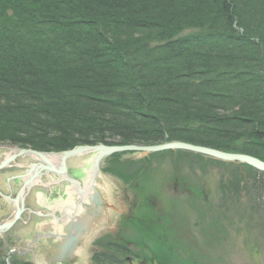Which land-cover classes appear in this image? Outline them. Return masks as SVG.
I'll return each mask as SVG.
<instances>
[{"label":"trees","instance_id":"16d2710c","mask_svg":"<svg viewBox=\"0 0 264 264\" xmlns=\"http://www.w3.org/2000/svg\"><path fill=\"white\" fill-rule=\"evenodd\" d=\"M172 141L264 162V0H0L1 144Z\"/></svg>","mask_w":264,"mask_h":264},{"label":"rangeland","instance_id":"374dc122","mask_svg":"<svg viewBox=\"0 0 264 264\" xmlns=\"http://www.w3.org/2000/svg\"><path fill=\"white\" fill-rule=\"evenodd\" d=\"M165 143L184 142L132 146L151 147ZM9 146L0 143L3 148L0 152ZM69 161L83 193L69 183L60 186L59 192L64 196L46 199L42 207L43 224H32L28 229L41 227L48 239L56 238L49 241L52 245L48 249L61 247L81 232L80 242L74 245L81 258L79 264H94L93 258L99 255L98 260L103 264H153L154 261L156 264H264V172L184 150L147 155L132 152L114 154L101 163L102 183L91 177L92 155ZM94 182L99 183L95 186ZM95 201L100 203L97 208L109 205L108 220L116 224V228L113 225L105 227L109 230L106 239L104 233L98 232L101 225L89 231H85L89 227L82 228L86 219L84 213L88 210L84 207ZM121 209L124 211H119ZM63 211H67V215ZM121 212L129 213L132 230ZM8 215H0V224ZM18 224L9 234L7 246L0 243L1 260L8 255L11 260L16 259L15 255L25 252L31 241V236L16 235L23 232ZM71 225L79 227L74 230L75 235L70 233ZM126 236L132 239V246H123L127 249L124 252L118 248L117 240L124 241ZM42 240L40 246L44 244ZM46 251L51 255L50 250L43 248L33 257L27 252L26 257H21L43 264Z\"/></svg>","mask_w":264,"mask_h":264},{"label":"water","instance_id":"95a60500","mask_svg":"<svg viewBox=\"0 0 264 264\" xmlns=\"http://www.w3.org/2000/svg\"><path fill=\"white\" fill-rule=\"evenodd\" d=\"M165 150H184L200 155H204L216 160L224 161V162H230V163H241L245 164L257 171L264 172V163L261 162L258 159H255L250 156H246L243 154H226L222 152H218L216 150L208 149V148H202V147H196L193 145H188L184 143H165L160 146H151V147H138V146H104L102 144L97 146H78L70 151H65L62 153H39L31 150H19L21 151L19 153V156L14 155L9 157L6 161H3L0 164V169L6 167L11 161L15 160L17 157H25L28 156L29 158H35L41 163H44L40 168H44L45 170H48L52 167V160L49 159L50 156L56 157L57 160L60 161L61 165L65 167V162L69 159L83 156V155H92L93 161H92V167H91V175L94 180H101L100 182L103 183V180L101 178V172H100V166L101 163L108 158L109 156H112L114 154L118 153H132V152H138L142 153L143 155H147L150 153L155 152H161ZM15 152H18V149L15 150ZM45 166V167H44ZM50 171V170H48ZM51 172V171H50ZM57 176V173H56ZM29 181H31L33 176H30ZM66 182L69 183V185H77L78 192L83 193L82 188L80 184L75 182L72 179H66ZM98 203V201H95ZM107 202V201H106ZM18 203V202H17ZM100 203H98L99 205ZM17 205V204H16ZM107 208L105 209V207ZM109 205L106 204L103 207V210H108ZM111 208V207H110ZM24 211L23 208L18 209L16 207V214L14 217L4 222L2 225H0V234H3L7 230H9L19 219ZM101 217V216H100ZM94 221H97V219H94ZM87 231H89V228H87ZM82 236H72L68 239L66 244L64 243L61 247L54 250L53 247H51V257H47L44 260L43 264H79L81 258L78 256L79 251H75L74 245L76 243L80 242V239ZM66 246V247H65ZM65 247V248H64ZM56 260V261H55ZM34 264H37V262H34Z\"/></svg>","mask_w":264,"mask_h":264},{"label":"bare ground","instance_id":"6f19581e","mask_svg":"<svg viewBox=\"0 0 264 264\" xmlns=\"http://www.w3.org/2000/svg\"><path fill=\"white\" fill-rule=\"evenodd\" d=\"M100 145V144H98ZM103 145V144H102ZM105 146V145H104ZM13 147V146H12ZM24 151L28 148H22ZM20 149V150H22ZM28 150H31V149H28ZM31 151H34V150H31ZM21 151L18 150L17 153L13 152V150H10L9 151V154L11 155H16V154H19ZM35 152H38V151H35ZM58 153H61V152H58ZM9 158V156H5V158L3 159V161H6L7 159ZM31 158V157H30ZM50 160H52V167L48 170H45L44 168H40L44 163H41L40 161H38L37 159L35 158H31V160L33 162H36L35 164H31L29 167H28V170L23 174V176L21 177H12L10 178V180H12L13 182H15V186L14 187L15 189H20V192L15 195L14 199L15 202H10L13 206H16L18 207V209H21V208H26L24 207V204L26 203L27 201V198L31 195H34L36 196V200H32L29 204V207H30V215L31 217H25L23 219V221L25 222L26 220L28 221L27 223H31V222H34V223H38L39 226H41L43 224V221H44V216H43V213H38L37 211V207H45L44 206V203L46 201V199H48V193L52 192V191H57V184H60L61 186H66V184H68V182H66V179H72L75 181V177H71V174H70V171H71V168H69L70 166V159L68 161L65 162V167H63L60 163L59 160L56 159V157L54 156H50L49 157ZM58 164V165H57ZM69 166V167H68ZM45 167V166H44ZM45 173V174H44ZM56 173H57V176H56ZM30 176H33L34 179H32L31 181H29V177ZM44 176H47V180H44ZM92 177V175H91ZM20 181V183L17 181ZM76 179H78V177H76ZM101 181V180H100ZM99 181V182H100ZM76 182V181H75ZM99 182H94L93 184L95 183H99ZM77 183V182H76ZM42 185V186H41ZM72 187H74L75 190H78V187L77 185L74 184L73 185H70ZM96 186V184H95ZM71 188V187H69ZM45 190H46V193H45ZM66 192L69 194V189H66ZM72 194V193H70ZM59 196H64V194H62V192H58ZM27 197V198H26ZM7 199H9V197H7ZM11 200V199H9ZM19 204H18V203ZM59 202V201H58ZM36 203H39V204H43L42 206H36ZM17 204V205H16ZM34 205V207H33ZM58 205V204H57ZM90 205V206H89ZM98 203L96 202H93V205L90 203V204H86L85 205V209H88L84 215L86 216V219L83 220L82 222V228H87L89 227V230H92L93 228L91 227H95V226H99L101 225V229L98 230V232H101V233H109V230L106 229V228H111V225H113V227L116 228V224L114 223H111L109 222L108 220V216L111 214L110 211L107 212L101 208H97ZM107 208V206L105 207V209ZM90 209V210H89ZM125 209V208H123ZM123 209L119 210V211H124ZM32 210H35L37 211V213H35V211H32ZM13 211V210H12ZM11 211V212H12ZM64 212V211H63ZM67 211H65L64 213H66ZM129 212V211H128ZM127 212H121L120 215H122L123 217V220L124 219H127V220H124L126 221V223L129 225V228L132 230V222L130 220H128V218L130 217L129 213ZM35 213V214H34ZM16 214V210H14L12 216H14ZM41 214V215H40ZM113 214V212H112ZM48 214H45L46 217H49V215L47 216ZM67 215V213L65 214ZM128 215V216H127ZM101 216V217H100ZM42 217V218H40ZM110 218V217H109ZM12 218H7L6 221L8 220H11ZM51 219V218H50ZM94 219H97V221H94ZM105 220V221H104ZM52 221V219H51ZM69 224V223H68ZM67 224V225H68ZM127 225V226H128ZM50 226V225H49ZM46 227V226H45ZM51 227V226H50ZM72 229L70 231V233L74 234L75 235V231H77L76 228H79V227H75L73 225H71ZM106 227V228H105ZM113 228V229H115ZM60 230H64L63 228H59ZM81 229V228H80ZM55 234L56 235H59L58 233V229L54 228L53 229ZM87 229H85L86 231ZM42 236L40 238L44 239L45 238V242H47V244L51 245L52 242L50 243L49 241L50 240H55L56 238H54L52 236L51 239H48L46 238V233H41ZM82 233L79 232L78 234H76V236H81ZM85 236V235H84ZM56 237V236H55ZM1 243V242H0ZM124 243L127 244V248H130L132 246V239L129 237V236H126L125 237V240H124ZM34 244V242H32V245ZM66 244V243H65ZM43 248H47V250H51V249H48L49 246L43 244L42 245ZM66 247V246H65ZM64 247V248H65ZM118 248H120L121 250H123L125 252V249L123 246H119ZM120 250V251H121ZM9 254L12 255L11 252H9ZM18 256V255H17ZM44 257L47 258V257H51L50 255L47 254V251L46 253L44 254ZM25 259V260H24ZM24 259H19V258H16L14 259L15 261L14 262H20V261H29L27 258H24ZM4 261L5 264H8L9 262H11L12 260L8 257H4L2 259ZM11 260V261H10ZM56 261V260H55ZM59 264V263H58ZM152 264V263H150ZM154 264V263H153Z\"/></svg>","mask_w":264,"mask_h":264},{"label":"flooded vegetation","instance_id":"af4514ba","mask_svg":"<svg viewBox=\"0 0 264 264\" xmlns=\"http://www.w3.org/2000/svg\"><path fill=\"white\" fill-rule=\"evenodd\" d=\"M11 147L10 148H6L5 150H3V152H0V164L3 162V159L5 158V156H9L10 155L9 151L11 149H14L13 147L12 148ZM0 148H1L0 151H2L3 148L2 147H0ZM16 149H18V148H16ZM35 163L36 162H33L31 159H29L27 157H17L15 160H13V162H10V164L7 167L0 169V215L1 216L2 215L5 216V215L9 214L8 217L6 216L5 220L7 218H10L12 216L14 210H16V206H13L10 202H15V200L12 199V198H14L15 195H17L19 193V191H20V189H18V188L15 189L14 188V187H16L15 186V182L10 180V178H12L14 176L16 178L23 176V174L28 170V167L31 164H35ZM69 168H71V167H69ZM70 174H71V177H75L74 169L71 168ZM43 178H44V180H47V176H44ZM17 181H18V179H17ZM18 182L20 183V181H18ZM57 194H58V191H52V192L48 193L47 194V195H49L48 200L49 199L52 200L53 197L57 196ZM34 195H31L28 198L26 197L27 201L24 204V207H26V208L24 209V212L22 214V221H20L19 224L17 223L21 227L20 229H23V232L22 233H21V231H19L18 233L15 232L18 237L21 236V235L24 238H27V237L31 236V241L26 246L28 249L26 248L24 251L29 253L32 257L34 256V254L40 253L41 250L43 249V247L39 245V242L41 240L39 235L42 233L41 232V227H39L38 229L32 228L31 231H28L29 227L32 226V224H35V226H37L38 223L31 222V223L28 224L27 220L25 222L23 221V219L25 217H28V216L31 217L30 212H29L30 211L29 204H30V202L32 200H36L37 199L36 196H34ZM7 197H9V199H11V200L7 199ZM42 205H43L42 203L41 204L36 203V206H42ZM44 206H45V204H44ZM33 207H34V205H33ZM43 210L44 209H42L41 207H37L38 213H44ZM32 211H35V210H32ZM37 211H35V213H37ZM40 218H42V217H40ZM15 227H16V225L13 226V228L10 229V231H7L3 235H0V242L3 244L2 246H5V247L7 246V243H8L7 240L9 241V238H10L9 234L14 232V228ZM106 236H107V234L104 233L103 238L105 237V239H106ZM42 241H44V240H42ZM32 242H34L33 245H32ZM117 246H120V247L124 246V247L127 248L126 243H124V241H120V240H117ZM31 247H35V249L31 250ZM25 252H23L21 254L24 257H26V253ZM21 255L18 254V256L15 255V257L19 258V257H21ZM21 258H23V257H21ZM154 264H156V261H154Z\"/></svg>","mask_w":264,"mask_h":264}]
</instances>
